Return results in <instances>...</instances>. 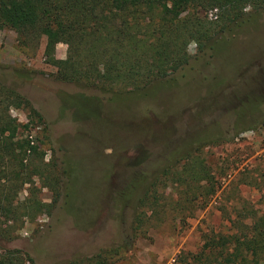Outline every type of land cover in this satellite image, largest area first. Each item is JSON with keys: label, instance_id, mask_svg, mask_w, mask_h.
Returning <instances> with one entry per match:
<instances>
[{"label": "rangeland", "instance_id": "rangeland-1", "mask_svg": "<svg viewBox=\"0 0 264 264\" xmlns=\"http://www.w3.org/2000/svg\"><path fill=\"white\" fill-rule=\"evenodd\" d=\"M201 15L214 20L217 10ZM220 35L211 57L195 56L177 72L119 98L57 80L56 68L43 56L44 39L32 52L19 46L13 29H1L0 81L42 114L37 146L57 174L60 191L50 213L9 222L14 238L2 245L25 251L33 259L26 264H62L131 239L133 246L115 264H191L179 255L195 252L203 233L226 232L235 210L264 213V13ZM66 51L67 43L56 44L57 58ZM188 52L195 53L194 43ZM10 114L27 120L22 109L11 107ZM201 132L231 138L195 154L217 178L216 193L202 188L211 186L205 180L193 184L195 193L202 186L196 201L205 207L183 224L160 214L161 220L133 238L132 201L118 200V191H140L173 148L192 145ZM36 185L40 199L50 202L51 187L39 179ZM184 188L168 178L157 191L162 198H183ZM26 194L22 190L19 198Z\"/></svg>", "mask_w": 264, "mask_h": 264}, {"label": "trees", "instance_id": "trees-1", "mask_svg": "<svg viewBox=\"0 0 264 264\" xmlns=\"http://www.w3.org/2000/svg\"><path fill=\"white\" fill-rule=\"evenodd\" d=\"M213 9L217 10L214 20L201 15L202 10ZM262 13L264 0H0V30L13 29L19 46L32 52L44 39L43 56L56 68L57 80L97 87L121 98L177 72L195 56L211 57L222 31L240 27ZM61 41L67 43L65 58L55 56ZM191 43L194 54L188 52ZM11 107L25 111L27 120L18 122L10 114ZM44 123L25 95L0 81V264L33 261L25 251L2 245L3 240L14 238L8 223L50 213L59 200L57 174L37 146L36 128ZM230 140L223 134L198 133L192 145L173 148L140 191L134 192L137 186L118 191V200L132 201L133 238L161 220L160 214L183 224L206 206L196 201L202 186L195 193L192 185L205 180L211 186L202 188L213 195L217 178L195 154L203 146ZM168 178L184 185L183 198L158 195L159 181ZM37 179L54 192L50 202L40 199ZM22 190L27 194L20 199ZM235 211V216H228L226 232L203 233L201 246L195 252L181 253L179 260L264 264V213L244 207ZM132 246L130 239L62 264H115Z\"/></svg>", "mask_w": 264, "mask_h": 264}]
</instances>
